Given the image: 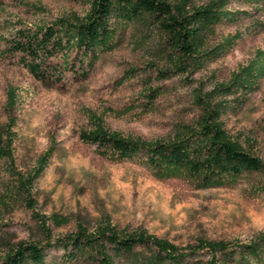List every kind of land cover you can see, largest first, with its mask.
<instances>
[{
  "label": "rangeland",
  "instance_id": "rangeland-1",
  "mask_svg": "<svg viewBox=\"0 0 264 264\" xmlns=\"http://www.w3.org/2000/svg\"><path fill=\"white\" fill-rule=\"evenodd\" d=\"M175 2L176 0H171ZM212 0H192L194 5ZM91 0H0V124L7 87L18 94L15 163L30 171L51 144L56 150L37 179V210L49 217L51 240L74 233L79 224L94 231L104 220L119 230L147 229L185 246L208 240L248 242L264 233V174L252 173L232 185L198 187L184 175L157 176L135 160H117L80 139L89 126L92 109L106 125L125 136L166 139L178 126L197 122L202 114L199 96L264 52V0H227L232 12L208 32L206 48L240 34L233 46L208 60L202 68L178 71L157 26L115 24L111 47L102 52L85 77L87 62L70 57L62 81L36 79L20 61L21 53L7 51L17 29L50 24L58 17L87 14ZM62 54L51 61L61 68ZM63 68V67H62ZM227 100L222 120L228 132L264 159V75L254 92H240ZM11 177L0 161V258L21 241L44 244L38 220L20 197L7 195ZM44 264H98L93 257L60 245L46 248ZM117 258V264H128Z\"/></svg>",
  "mask_w": 264,
  "mask_h": 264
},
{
  "label": "trees",
  "instance_id": "trees-1",
  "mask_svg": "<svg viewBox=\"0 0 264 264\" xmlns=\"http://www.w3.org/2000/svg\"><path fill=\"white\" fill-rule=\"evenodd\" d=\"M226 4L227 0L202 5H194L192 0H91L89 11L82 17L62 16L50 24L17 29L7 40V51L21 53L22 64L41 81L52 77L62 81L64 70L71 67V54L75 53L76 59L87 62L86 77L100 54L111 47L116 22L151 21L162 33L174 67L184 72L191 66L204 67L240 38L238 33L213 49L205 47L208 32L232 15ZM59 54L63 68H56L53 74L51 61ZM263 75L264 52L259 51L254 60L234 71L228 82L218 83L203 98L199 96L202 114L197 122L178 126L166 139L125 136L109 128L103 116L92 109L85 110L89 126L80 131V139L95 145L103 155L141 162L159 177L184 175L202 188L232 185L248 174H264V159L226 129L222 114L227 100H216L238 92H254ZM17 108V90L9 84L4 106L7 120L0 124V161L12 180L7 195L20 197L32 211L46 242L21 241L12 245L0 258V264H44L46 248L54 245L91 256L98 264H117V258L128 259V264H264L263 232L248 242L200 238L196 244L180 246L147 229L119 230L104 220L94 231L79 224L74 233L53 242L49 217L36 208L34 188L56 143L51 142L30 171H21L14 152ZM262 127L264 130V119ZM262 192L264 184L251 189L252 195Z\"/></svg>",
  "mask_w": 264,
  "mask_h": 264
}]
</instances>
